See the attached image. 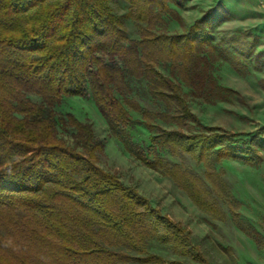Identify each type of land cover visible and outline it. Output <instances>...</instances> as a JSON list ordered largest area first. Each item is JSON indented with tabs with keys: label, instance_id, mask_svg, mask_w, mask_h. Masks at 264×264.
I'll list each match as a JSON object with an SVG mask.
<instances>
[{
	"label": "trees",
	"instance_id": "16d2710c",
	"mask_svg": "<svg viewBox=\"0 0 264 264\" xmlns=\"http://www.w3.org/2000/svg\"><path fill=\"white\" fill-rule=\"evenodd\" d=\"M123 1L136 23H147L152 9L168 10L166 0ZM214 10L187 34L146 30L141 40L130 41L108 0H0V264H181L150 253L151 242L206 262L188 230L99 166L103 146L90 125L67 117L76 132V145L70 146L58 137L54 113L25 94L41 96L49 107L65 97L91 94L112 133L137 161L171 178L197 207L224 220L197 174L163 157L149 158L123 130L132 122L131 112L139 113L152 133L151 148L204 163L214 190L216 179L221 182L217 162L258 161L264 130L253 135L204 126L180 87L157 69L170 64L183 80L197 78L201 88L204 79L214 82L209 59L200 60L199 71L193 64L211 44L207 26ZM105 57L122 60L124 69ZM126 74L148 81L151 96L169 110L152 113L129 98ZM158 120L194 126L200 133L164 129Z\"/></svg>",
	"mask_w": 264,
	"mask_h": 264
},
{
	"label": "rangeland",
	"instance_id": "374dc122",
	"mask_svg": "<svg viewBox=\"0 0 264 264\" xmlns=\"http://www.w3.org/2000/svg\"><path fill=\"white\" fill-rule=\"evenodd\" d=\"M108 3L130 41L141 40L146 30L158 35L187 34L194 24L215 9L211 26H207L211 44L193 62L199 71L200 60L209 59L206 64L210 65L215 83L204 79L206 84L203 80L201 88L197 78L183 80L181 73L170 64L158 65L157 69L180 87L191 111L204 126L253 135L264 130V0H166L168 10L152 9L147 23H136L132 18L133 10L125 1L108 0ZM104 60L124 69L120 59L110 61L105 57ZM126 82L130 88L129 98L144 110L152 113L169 110L151 96L145 79L137 80L126 74ZM25 97L54 113L58 137L70 146L76 145V132L68 126L67 117L71 115L90 125L96 141L103 146L98 153L99 166L118 175L125 185L136 188L154 207L188 230L193 245L199 248L206 262L196 263L179 255L172 247L155 242L147 246L150 253L181 264H264V150L254 163L235 159L217 162L214 169L222 183L216 179L213 184L225 191L214 190L206 181L204 163L198 164L186 154L172 155L151 148L152 133L144 127L141 115L131 112L132 122L123 129L131 140L144 147L149 158L163 157L197 174L226 216L220 220L197 207L171 178L137 161L124 142L112 133L91 94L65 97L54 107H49L34 93H26ZM115 97L123 99L117 93ZM157 125L164 129L178 128L188 135L200 133L197 127L177 126L164 120H158Z\"/></svg>",
	"mask_w": 264,
	"mask_h": 264
}]
</instances>
